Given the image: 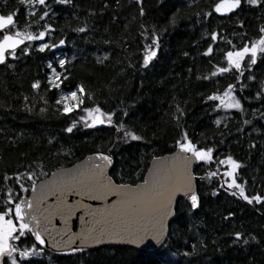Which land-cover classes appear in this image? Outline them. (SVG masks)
<instances>
[{
	"label": "snow or ice",
	"instance_id": "1",
	"mask_svg": "<svg viewBox=\"0 0 264 264\" xmlns=\"http://www.w3.org/2000/svg\"><path fill=\"white\" fill-rule=\"evenodd\" d=\"M130 2L136 6L137 16L141 18L136 29L138 36L134 39L138 46L136 68L143 74L155 68L164 36L170 29H176L183 17L180 16L181 8L173 5L174 10H170L163 24H149L145 22V0ZM199 2L186 0L184 7L191 9ZM9 3L10 0H0L5 9L0 12V66L13 69V62L30 57L34 52H53L65 45L63 37L50 39L57 28L49 21L56 16L53 5H73L74 0H15L12 7ZM115 4L118 6L120 0H115ZM107 7L108 0H105L103 8ZM207 8L206 11L199 8L192 14L196 24L204 25L201 39L206 47L199 55L207 58L204 70L198 69L195 79L215 85L200 93L201 104L217 129L221 125L227 128L233 116L245 126L253 125L255 120L264 128V23L257 25L250 35L243 31L247 25L240 19L246 10L264 9V0H209ZM95 15V11L89 12V16ZM217 17L235 19L240 31L233 30L231 36L238 39L229 38L222 27H211ZM88 30L87 24L71 29L75 33ZM104 43L107 45L112 41L105 39ZM123 47L125 50L129 47L126 39ZM183 55L187 57L189 53L183 52ZM108 59L105 50L96 57V63L103 64ZM70 63L66 57L49 59L44 65L43 79H33L30 83L32 100L24 95L22 109L29 114L36 110L41 118L51 110L57 119L63 118V133L71 135L74 130H94L106 132L108 139L101 135V142L94 145L92 154L71 168L60 166L51 170L43 158L36 157L27 166H21L23 171L0 173V264H44L45 256L51 264L55 253L64 256L82 253L86 247L111 239L137 245L151 240L163 245L172 236L168 232L172 222L179 224L185 219L192 222L198 216L205 184L214 197L223 191L247 205L261 206L257 211L264 212V194L247 192L248 181L240 172L245 165L232 154L221 153L218 145L205 142L207 138L202 141L190 134L184 123L186 110L175 96L166 113L175 132L167 147L170 155L153 154L147 172L139 164L131 172H118L114 158H118L121 145L127 146L124 149L127 151L135 147L133 142L150 144L152 141L141 134L135 124H129L128 109L135 107L134 104L126 107L124 101H120L117 107L106 108L99 94L84 83L77 82L68 87L65 84L69 80L66 65ZM128 67L133 65L129 63ZM188 71L192 73L193 69ZM106 87L109 94L115 90L111 81ZM221 113L225 114L223 119ZM54 141L55 137L47 143L54 147ZM248 147L254 149L257 145L249 143ZM49 152L53 156L74 155L62 150L52 152L50 149ZM132 174H136L140 182H122L124 175ZM69 197L74 199L70 201ZM109 197L115 199L100 208L83 202H103ZM77 214L81 226L78 231H73L75 222L72 218ZM233 215L229 211L224 219ZM54 220L61 226L57 227ZM192 226L196 225L193 223ZM231 235L233 243L249 244L257 239L252 234L245 236L241 231ZM189 247L190 250L183 253L186 257H191L197 247L206 248V244L201 242L198 246L193 242Z\"/></svg>",
	"mask_w": 264,
	"mask_h": 264
},
{
	"label": "trees",
	"instance_id": "2",
	"mask_svg": "<svg viewBox=\"0 0 264 264\" xmlns=\"http://www.w3.org/2000/svg\"><path fill=\"white\" fill-rule=\"evenodd\" d=\"M104 3L105 0H74L73 5H53L56 16L49 22L57 31L50 39L54 41L63 37L65 45L53 52H34L30 57L13 62V69L0 66V173L17 169L23 171L21 166H27L36 157L43 158L51 170L68 167L92 154L94 145L101 142V135L108 139L106 132L97 133L94 130H74L71 135L63 133V118L57 119L51 110L41 118L36 110L29 114L22 109L24 95L32 100V80L43 79L45 63L49 59L66 57L71 61L66 65L69 80L65 84L68 87L77 82L84 83L99 94L106 108L117 107L120 101H124L126 107L134 104L135 107L128 109L131 117L129 124H135L140 133L152 141L150 144L133 142L135 147L127 151L124 150L127 146L121 145L118 158H114L118 172H131L137 164L145 172L153 154H169L167 147L175 132L166 113L175 96L186 110L184 123L189 133L202 141L207 138L205 142L218 145L221 153L232 154L241 161L245 165L240 172L248 181L247 192L264 194V128L255 120L253 125L245 126L233 116L227 128L221 125L217 129L201 104L200 93L211 90L215 85H206L195 79L196 71L204 70L207 58L199 55L206 47L201 39L204 25L196 24L192 14L199 8L208 10L209 0H200L198 6L191 9L184 7L186 0H145L146 23L163 24L170 10H174L173 5L181 8L183 19L176 29H170L164 36L155 68L143 74L142 70H137L135 59L138 46L134 38L138 36L136 29L141 19L137 16L136 6L130 0H120L118 6L115 0H108L107 8H103ZM14 5L15 0H10L9 7ZM4 10V5L0 4V12ZM91 11H95L96 15L89 16ZM134 16L136 19H133ZM20 18L22 20V15ZM240 19L247 25L243 31L251 35L257 25L264 23V9L246 10ZM83 24L89 27L86 33L71 31ZM211 27H222L229 38L238 39L231 36L233 30L240 31L236 28L235 19L217 17ZM105 39H110L112 43L106 45ZM125 39L129 45L127 50L123 47ZM105 50L109 59L97 64L96 57ZM183 52L189 55L185 57ZM129 63L132 68L128 67ZM189 68L193 69L192 73H189ZM109 81L115 85L111 94L106 87ZM47 95L52 96L51 93ZM224 117L225 114L221 113L220 118ZM53 137L54 147L47 143ZM249 143H255L257 147L250 149ZM50 149L74 155L53 156ZM131 181L140 182L136 174L123 176L122 182ZM201 199L198 216L192 222L188 219L179 224L172 222L168 226V232L172 233L170 240L157 251L102 247L77 256L52 255L51 264H264V212L257 211L261 206L247 205L223 191L214 197L207 184ZM229 211L234 215L225 220ZM235 231H241L245 236L252 234L257 239L249 244L233 243L231 233ZM193 242L198 246L204 242L206 248L197 247L191 257L184 256V251L190 250ZM177 244L180 246L177 247ZM43 259L44 264H49L47 258Z\"/></svg>",
	"mask_w": 264,
	"mask_h": 264
},
{
	"label": "water",
	"instance_id": "3",
	"mask_svg": "<svg viewBox=\"0 0 264 264\" xmlns=\"http://www.w3.org/2000/svg\"><path fill=\"white\" fill-rule=\"evenodd\" d=\"M167 155H170V153L169 154L162 155V156H167ZM87 156H89V155H87ZM80 161L74 163L73 165L79 164ZM73 165L68 166V167H65V168H71ZM149 165H150V163L148 164V166ZM145 172H147V169H146ZM47 179H48V177L44 178V180H47ZM37 183H39V181H37ZM72 199H74V197H69V200L70 201ZM75 199H78V197H76ZM114 199H115V197H109V199L107 201H103V202H100V201H91V200H84L83 202L89 204L93 208H100V207H104V206L110 204ZM78 216H79V214H77V216H74L72 218V220L75 222V227L72 228L73 231H78L79 228H80V226H81V222H80ZM53 223H55L57 227H60L61 226L58 220H54ZM69 226L70 227L72 226V222L71 221H70ZM102 247H128V248H133V249H136V250H140V252L141 251H144V252H154V251H157L159 248H161L162 245L161 244H158V243H156L154 241H151V240H145L143 243L137 245V244L129 243L127 240L111 239V240H105L101 244H96V245H91L89 247H86L85 250L82 253H86V252H89L91 250L99 249V248H102ZM82 253L81 252H78V253H75V254H72V255H68V256H64V255H62L60 253H55V254H53V256L69 257V256H75V255L77 256V255L82 254Z\"/></svg>",
	"mask_w": 264,
	"mask_h": 264
},
{
	"label": "rangeland",
	"instance_id": "4",
	"mask_svg": "<svg viewBox=\"0 0 264 264\" xmlns=\"http://www.w3.org/2000/svg\"><path fill=\"white\" fill-rule=\"evenodd\" d=\"M44 258H47V260H49V258L47 256H45Z\"/></svg>",
	"mask_w": 264,
	"mask_h": 264
}]
</instances>
